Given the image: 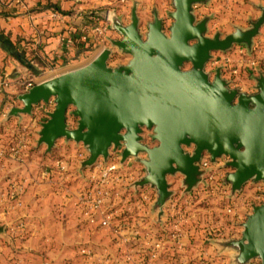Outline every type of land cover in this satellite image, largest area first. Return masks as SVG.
<instances>
[{
  "label": "water",
  "instance_id": "water-1",
  "mask_svg": "<svg viewBox=\"0 0 264 264\" xmlns=\"http://www.w3.org/2000/svg\"><path fill=\"white\" fill-rule=\"evenodd\" d=\"M172 1L168 19L155 12L144 35L137 6L128 25L115 14L108 15L111 29L120 35L111 46L131 57L128 64L110 67L113 50L104 49L87 66L21 94L23 107L7 115L8 120L31 116L35 106L53 99L55 109L39 132L38 143L46 146V154L61 139L82 145L89 155L81 162L82 172L100 159L107 162L111 149H122V163L135 158L143 166L145 176L134 186L155 190L153 210L159 220L174 195L169 177L182 176L184 194H191L202 181L199 163L204 153L213 162L229 159L225 167L232 171L224 182L230 185L231 196L251 181L264 183V73L252 78L257 92L248 94L232 88L221 68L213 77L206 71L214 52H227L235 45L252 50L264 26V8L249 29L211 38L210 18L198 22L194 15V5L209 0ZM167 21L172 22L169 34ZM69 116L76 119V127L68 124ZM145 130L156 146L144 143ZM190 148L192 153L186 151ZM242 228L239 240L215 245L220 251H235L234 264L253 260L264 264V203L253 209Z\"/></svg>",
  "mask_w": 264,
  "mask_h": 264
},
{
  "label": "built area",
  "instance_id": "built-area-1",
  "mask_svg": "<svg viewBox=\"0 0 264 264\" xmlns=\"http://www.w3.org/2000/svg\"><path fill=\"white\" fill-rule=\"evenodd\" d=\"M75 2L78 4L83 0H75ZM200 9L201 5H194L196 17ZM54 17L59 18L60 14L55 13ZM107 18L106 15L101 20L97 19L99 23L94 22L87 27L81 36L82 39L86 41L93 36L96 45L102 50L106 49L112 38L111 24ZM140 31L144 34L141 28ZM66 47L72 48L73 41H67ZM262 47L261 44L256 45V52L254 51V55L248 57L245 49L238 47V50H235V56L222 57L221 63L215 62L209 70H212L211 67H220L223 78L230 81L233 88L243 92L237 87L242 74L256 77L261 72L260 62L257 60L258 57L264 56L263 52L260 53ZM30 62L35 68L38 66L34 60ZM40 83L43 82L29 80L21 83V93L29 92ZM11 85L12 82L8 78L0 76V101L7 99V92ZM6 102L7 100L5 104ZM54 109L53 99L49 103H40L34 107L33 117H30L29 123L19 122L8 147L7 155L10 158L24 163L31 157L32 148L39 138L40 130L37 131L36 128H40L41 122H47L49 114ZM10 110L11 104L8 113ZM68 124L70 125V121ZM79 152V159L83 161L87 152L84 149ZM4 156L5 152H0V157ZM110 157L109 162H98L94 169L82 172L79 169L73 170L70 160L59 158L50 161L37 178L41 184H48L55 190V194L63 200L62 207H70L76 215L77 234L74 244L77 248L76 258L65 264H119L115 259L117 256L124 259L121 264H159L160 262L169 264L174 259L179 260L178 264H181L184 259V250L189 247L187 243H191L192 221L206 226L205 217L198 219L189 211L194 202L200 200L202 203L207 199L219 197L228 198L231 193L230 185L224 182L229 174V170L225 169L229 159L221 157L213 162L211 156L204 153L199 163L204 174L198 187L191 194H184L181 183L178 186L176 184L174 195L166 202L163 217L159 220L157 213L153 210L157 198L155 190L149 186L144 188L134 186L145 176L144 168L135 163L133 158L122 163V149H113ZM26 182L27 180L20 184H10L8 193L12 203L8 206L7 214L3 213L0 220L5 219L7 215L15 214L17 210L24 209L22 197ZM262 196L264 198V192ZM263 203L264 199L259 204ZM259 204H252L248 215H251L253 209L260 206ZM225 211L236 214L235 208L228 205ZM6 227L9 231L8 237L12 236L13 239L28 240L34 236L32 223L26 217L14 220L10 227L8 225ZM213 234L218 237L223 233L214 231ZM107 239H110L108 244ZM49 241L51 242L46 239L45 243ZM207 241L210 243V238ZM204 242L208 243L205 240ZM31 251L25 248L28 258ZM201 254H198L199 257L201 256L198 263L206 264ZM30 263L32 264V261ZM30 263L26 262V264Z\"/></svg>",
  "mask_w": 264,
  "mask_h": 264
},
{
  "label": "crops",
  "instance_id": "crops-1",
  "mask_svg": "<svg viewBox=\"0 0 264 264\" xmlns=\"http://www.w3.org/2000/svg\"><path fill=\"white\" fill-rule=\"evenodd\" d=\"M55 2L60 5L62 10H66V15L59 13L60 17L55 18V13L48 8V0H0V33L10 38L14 44L18 45V48L26 53V57L29 60L30 56H32L34 58L33 60L38 65L36 67L37 74H35L0 47V76L8 78L12 82L7 92V105H10L13 97H17L18 100V97L22 94L21 83L29 80H34L37 83L45 82L68 72L83 68L95 60L103 51L98 45H95L87 52H78L74 47L70 49L66 47L67 41L74 40V33H81L82 36L84 30L88 26L94 24V22H92L91 18H87V12H83V8L76 4L75 0H55ZM242 5L245 6L246 17L243 22L241 20L237 21L232 28L233 32L236 28L247 30L251 27V24L256 22L261 16L262 8H264V0H209L207 4L201 5L198 17H195L198 22L202 21L207 16L210 18L208 23L209 34L214 22L212 16H216V18L219 17L217 15L220 14L221 8L223 10H225V7L229 8V10L234 9L240 13ZM162 13H160L159 16L164 18ZM227 21L228 20H224V22ZM169 23L171 24L172 22L170 21L168 24ZM46 31L55 32L54 36L46 37ZM111 40L114 39L111 38L110 41ZM254 44L255 47L258 44L264 47V26L260 34L254 39ZM241 46L243 47L244 45ZM107 48L110 47H106V49ZM114 52L113 50L110 61L117 60ZM37 58L43 61V65H40L36 61ZM110 66L112 65L110 64ZM243 75L247 79L241 82L239 79L237 87L248 94L256 93V85L252 79V77L255 76H247L243 73L242 77ZM20 103V101L16 105L11 103V110L15 107H21ZM30 117L33 116H29V119ZM15 119L17 122H21L24 116L21 118L15 117ZM41 124H43V122H41ZM39 146L42 147L44 145ZM76 147L81 148L77 146L76 143L66 142L61 139L56 143L54 152L57 151L60 156L69 155L72 157L74 154L72 149L75 150ZM44 149L45 148H43V150ZM67 151H70V153H67ZM48 164L49 158H47L46 162V165ZM31 170L32 166H30V172ZM20 173H22L21 176H25V178L28 179L26 170H22L19 174ZM182 180L183 177L180 175L175 178V180L174 178L172 180L169 179L171 185L170 189L175 191L176 187L174 182L177 183V186L179 183H181L182 186ZM27 184L28 181L26 182V185ZM28 186L29 185L25 186V193L22 197L25 204V215L23 214L24 216L22 217H26V219L31 221L34 229V236L28 239L25 248H29V250L38 249L41 254H48L49 252L46 251L51 249V247L47 248L50 244L45 243V240L48 239L54 242L51 246L55 249V251L50 252L49 255L74 256V254H76L74 244L77 234L75 213L70 207H62L64 204L63 200L59 195L55 194V190L48 184ZM14 215L15 217H20L18 213ZM63 215L67 217H63ZM53 227H55L56 233L50 234ZM193 239L194 235L192 232L190 242ZM202 241L203 235L201 236L200 242L202 243ZM187 244L189 247L184 250V259H182L181 264H199L197 262L200 261L201 256L199 257L198 254L200 255L201 253L206 264H221L218 257L222 255V251H220L216 245L211 246L205 243L207 244L206 247L193 250L191 248V243ZM36 257L37 258L33 260L34 264L41 262L40 258L38 256ZM162 263L163 262H160L159 264ZM171 263L178 264L180 262L174 259L169 262V264Z\"/></svg>",
  "mask_w": 264,
  "mask_h": 264
},
{
  "label": "rangeland",
  "instance_id": "rangeland-1",
  "mask_svg": "<svg viewBox=\"0 0 264 264\" xmlns=\"http://www.w3.org/2000/svg\"><path fill=\"white\" fill-rule=\"evenodd\" d=\"M83 9V12H87V18H91L93 22L99 23L97 19L101 20L106 15L115 14L118 16L124 25H128L131 23V16H132V9L134 6H137V13L140 19V28L142 32L145 34L147 32V26L150 22L154 19V13L158 12L159 14L162 13L163 17L165 19H168V14L172 12L173 9V1L172 0H83L82 3H78ZM216 16H212L214 19L213 25L211 27V30L209 31L208 36L213 37L216 33H220L223 38L228 36L233 32L232 26L237 21H244L246 17L245 12V6L242 5L240 13L237 12L234 9L229 10V8L225 7V10L221 8L220 14ZM224 20H228L227 22H224ZM166 25V33L169 34V26L170 23ZM215 23V24H214ZM143 34V35H144ZM111 36L114 40L120 39V35L111 29ZM108 47L112 48L115 52L114 55L117 60L110 61V64L112 68H117L118 66L126 65L128 64L129 60H131V57H129L126 54H123L122 52L118 51L117 48H114L111 46V43H109ZM238 47H242L241 45H235L227 52H214L212 53V59L208 62L206 66V71L211 74L213 77L215 75L216 70L218 67H211V71L209 70L210 66L213 65L215 62L217 64H220L222 61V57L228 56L232 58L235 56V50H238ZM248 56H253L254 51L256 52L255 44H253L252 50L249 51L246 46H243ZM21 51V50H20ZM23 52V51H21ZM263 52V53H262ZM258 53V50H257ZM264 54V47H262V51L260 52ZM259 54V53H258ZM238 57V56H237ZM34 58L30 56V60H33ZM258 62H260L259 66L261 69V72L264 73V56L258 57ZM219 66V65H215ZM190 66H187L186 69H189ZM220 68V67H219ZM248 75V74H246ZM253 78V77H252ZM247 79L244 75L243 77H240V82ZM233 88V87H232ZM8 99V95H7ZM6 99V100H7ZM0 101V152H5L4 157H0V217L2 214H7L8 206L11 205L12 200L10 199L8 190L10 188V184H20L25 182V180L28 181L29 185L28 187L41 184L37 178L40 176V173L43 169H45L48 165H46L47 157L46 155V146H39L38 140L37 144L32 148L31 151V157L29 159H26L25 162H19L15 161L14 159L10 158L8 154V147L11 144V140L13 138V131L16 129V127L19 126V122L16 121L15 117L7 119L8 115V108L10 105L5 104V101ZM10 103V102H9ZM11 104V103H10ZM20 108L23 107V105L20 103ZM24 119L22 121V124H26L30 122L29 116L23 115ZM68 121L70 122L71 128L76 127V119L72 116H69ZM41 128V124H40ZM39 127L36 128V130H41ZM145 140L144 143L147 144L150 147H154L157 145V143H154L150 139V132L147 130L144 131L143 134ZM76 147L75 150L72 149L74 152L73 156L69 155H63L60 156V154L57 153V151L54 152V149L49 153L48 155H52L49 158L50 161L57 160L59 158H63L65 160H70L72 163V166L74 167L73 170L81 169V162L86 160L88 158V152L82 145ZM43 148H45L43 150ZM81 149H84L87 152L86 158L81 161L79 159V151ZM113 149H111L112 151ZM110 151V153H111ZM187 152H193V148L186 149ZM67 153H70V151H67ZM141 159L146 158L145 155H140ZM111 160V157H109L108 161ZM134 162L138 165L142 166L139 161H137L135 158H133ZM35 161V163H34ZM81 161V162H80ZM80 162V163H79ZM98 162H103V159H100ZM96 163L99 164V163ZM32 166V170L30 172V166ZM96 165L92 168H87L86 170H92L96 167ZM226 166V165H225ZM143 167V166H142ZM226 170H229V173L231 172L230 168L225 167ZM26 170L28 173V179L25 178V176H21L22 173L19 174L20 171ZM19 174V175H17ZM179 175L175 177H169L170 180L174 178H177ZM40 179V178H39ZM177 183L174 182V185ZM262 184V185H260ZM26 185V186H27ZM260 185V186H258ZM179 188V187H178ZM183 188V186H181ZM263 192H264V183H253L252 181L247 183L242 191L240 193H237L235 196H228V198L224 197L223 199L221 197L219 198H211L205 200V202H200V200H197L194 202V204L191 207V214L195 216L196 218H202L205 217L204 221L206 222V226L201 225L200 222L192 221L191 229H193V235L194 239L191 241V248L193 250L202 249L207 246L203 241L206 242L207 239L210 238V244L211 246L215 245L217 242H226L228 240H239L242 237V225L246 222L248 215V212H251L252 204H261V201H263ZM260 198V200H259ZM259 204V205H260ZM226 205L235 208L236 214H229L225 211ZM249 206V207H247ZM25 209L17 210L15 214H20L15 217L14 213H12L10 216L7 215L5 219L0 220V264H26V262L33 263V260L37 258L38 256L42 262V264H65L67 261L75 259L76 256H55L53 254L49 255L50 252H54L55 249L51 246L53 241H49V247L51 249L48 254H41L40 250L38 249H31V254L28 258V254L25 253V246L28 242V240L24 239H13L12 236L8 237L7 233L8 228L11 226V223L14 222V220H17L24 216ZM24 214V215H23ZM75 215V214H74ZM63 217H67L66 215H63ZM5 220V221H4ZM208 225V227H207ZM67 229V228H66ZM214 231L217 233L222 232L221 236H214ZM211 232V233H210ZM55 227H53L50 231V234H55ZM203 235V241H201V236ZM215 239V240H214ZM109 240V241H108ZM197 240V241H196ZM110 242V239H107V244ZM217 247V246H216ZM218 248V247H217ZM75 252L77 250L76 246H74ZM219 249V248H218ZM29 250V248H28ZM42 252V251H41ZM230 253V254H227ZM232 254V255H231ZM236 255L235 251L233 250H223L222 255L218 257L219 262L221 264H234L233 259ZM28 258V259H27ZM116 261L121 264V261L124 259L120 257H115ZM114 261V262H116ZM37 263V264H41ZM198 263V262H197ZM31 264V263H30ZM211 264V263H209ZM250 264H260L258 260L251 261Z\"/></svg>",
  "mask_w": 264,
  "mask_h": 264
},
{
  "label": "trees",
  "instance_id": "trees-1",
  "mask_svg": "<svg viewBox=\"0 0 264 264\" xmlns=\"http://www.w3.org/2000/svg\"><path fill=\"white\" fill-rule=\"evenodd\" d=\"M48 8L53 11L54 13H62L66 15V10H62L60 5H58L55 0H48ZM90 27V26H88ZM55 32H49L46 31V37H52L54 36ZM96 45L94 41V37L90 36L87 38V40H83L81 37V33H74V40H73V47L78 51V52H87L91 50L94 46ZM0 47L6 51L9 55H11L13 58L18 60L22 65L26 66L30 71L33 73L37 74L36 68L31 64L29 59L26 57L25 52H21L20 49L18 48V45L14 44L10 38L5 36L4 34L0 33ZM40 65H43V61L39 58L36 60ZM19 101L17 100V97H13L11 103L13 105H16ZM47 158L51 157L52 155H45Z\"/></svg>",
  "mask_w": 264,
  "mask_h": 264
}]
</instances>
